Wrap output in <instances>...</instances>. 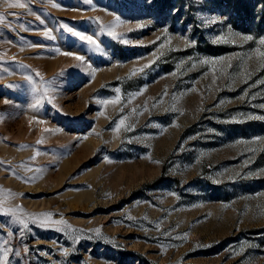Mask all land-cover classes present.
<instances>
[{
	"label": "rangeland",
	"instance_id": "rangeland-1",
	"mask_svg": "<svg viewBox=\"0 0 264 264\" xmlns=\"http://www.w3.org/2000/svg\"><path fill=\"white\" fill-rule=\"evenodd\" d=\"M16 2L0 261L264 264V0Z\"/></svg>",
	"mask_w": 264,
	"mask_h": 264
},
{
	"label": "snow or ice",
	"instance_id": "snow-or-ice-1",
	"mask_svg": "<svg viewBox=\"0 0 264 264\" xmlns=\"http://www.w3.org/2000/svg\"><path fill=\"white\" fill-rule=\"evenodd\" d=\"M85 2H86V3H91V0H85ZM9 6H10V7H25V4H24V3H21L20 0H17L16 3H12V4H10ZM2 22H3V17L0 16V23H2ZM68 31H69V32H72V29L69 28ZM109 34H110V35H113V36L116 35L114 32H110ZM75 35L79 36L81 40H85V41H87L89 44L96 45V43H97L96 40H94L92 36H84V35H81L80 33H75ZM244 39H245V40H251L252 37H251V36H246V37H244ZM259 43H260L261 45H264V38H262V39L259 41ZM257 51H258V53H259V55H260L261 57H264V52H259V49H258ZM62 54H63V55H66V56H71V55H73L72 53H67V52L62 53ZM75 59H77V60L83 62L84 57H82V56H75ZM204 63L216 64V63H219V61H208V60H205ZM262 67H264V62H262ZM261 83H264V80H262ZM116 102H117V101H105V103H116ZM34 107H35V105H34ZM261 107H264V105H261ZM101 115H103V113H101ZM259 118H260V119H264V117H259ZM40 123H43V121H40ZM120 123H121V125H123V124H124V121L121 120ZM45 131H47V129H45ZM40 142H41V141H37V143H40ZM44 215H45L48 219H50L52 214H51V213H47V214H44ZM61 222H62V221H54V223H57V224H59V223H61ZM95 231H96L97 233H99L100 229H96ZM185 238H186V237H185ZM3 255H4V259H3V261H0V264H7V258H8V252H7V250L4 251V254H3Z\"/></svg>",
	"mask_w": 264,
	"mask_h": 264
}]
</instances>
